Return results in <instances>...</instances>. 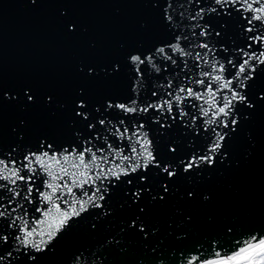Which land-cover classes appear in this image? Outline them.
Instances as JSON below:
<instances>
[{
    "label": "snow or ice",
    "instance_id": "snow-or-ice-1",
    "mask_svg": "<svg viewBox=\"0 0 264 264\" xmlns=\"http://www.w3.org/2000/svg\"><path fill=\"white\" fill-rule=\"evenodd\" d=\"M149 2L157 38L128 51L123 64L99 70L122 80L119 94L91 103L78 90L79 120L71 123L79 127L69 140L42 136L24 142L18 132L15 144L0 143V264H36L90 212L110 215L115 189L130 193L138 206L145 192L150 201L164 200L169 180L227 157L226 138L237 131L241 110L255 107L249 89L264 76V0ZM67 27L76 29L73 23ZM99 72L86 69L88 76ZM29 91L21 98L24 108L35 103ZM255 97L264 101V91ZM5 99L17 95L0 90V104ZM154 181L161 190L155 194ZM128 227L148 235L139 214ZM86 252L71 264H96ZM180 256L178 264H264V231L227 246L217 240L208 249L195 246Z\"/></svg>",
    "mask_w": 264,
    "mask_h": 264
},
{
    "label": "water",
    "instance_id": "water-1",
    "mask_svg": "<svg viewBox=\"0 0 264 264\" xmlns=\"http://www.w3.org/2000/svg\"><path fill=\"white\" fill-rule=\"evenodd\" d=\"M69 23L75 31L68 30ZM158 35L149 0H0V90L17 95L0 104V143L15 144L18 132L24 142L42 136L71 139L79 127L71 123L79 120L78 90L91 103L119 94L122 80L99 70L123 64L128 51ZM88 67L99 75H86ZM25 88L35 100L27 108L21 99ZM257 91H264V76L249 89L255 107L241 110L237 131L226 138L223 161L217 157L215 167L169 180L164 200L150 201L143 193V213L131 204L130 193L113 190L110 215L90 212L39 254L36 264H71L81 250L96 264H178L180 253L195 246L208 249L216 240L227 246L229 240L264 231V101L256 100ZM158 191L154 181L152 192ZM137 214L147 237L128 227Z\"/></svg>",
    "mask_w": 264,
    "mask_h": 264
}]
</instances>
